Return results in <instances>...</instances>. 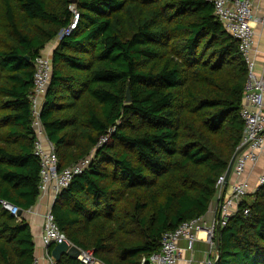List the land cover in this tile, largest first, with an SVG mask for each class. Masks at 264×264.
<instances>
[{"label":"trees","instance_id":"16d2710c","mask_svg":"<svg viewBox=\"0 0 264 264\" xmlns=\"http://www.w3.org/2000/svg\"><path fill=\"white\" fill-rule=\"evenodd\" d=\"M71 5L79 24L59 38ZM56 39L41 120L59 170L94 159L52 213L102 263L150 264L166 232L209 211L242 139L240 43L210 0H0V199L23 212L40 196L35 62ZM254 195L219 228L214 264H264V184ZM35 250L30 224L0 203V264H31Z\"/></svg>","mask_w":264,"mask_h":264},{"label":"built area","instance_id":"2783aa9c","mask_svg":"<svg viewBox=\"0 0 264 264\" xmlns=\"http://www.w3.org/2000/svg\"><path fill=\"white\" fill-rule=\"evenodd\" d=\"M215 7V13L224 24L225 29L240 43L242 55L248 65L249 74L245 84L241 117L244 121L242 139L236 148V158L232 172L226 181V172L216 183V203L214 217L207 221L205 216L197 217L181 223L175 230L163 235L160 252L149 258L150 264H177L182 249L179 241H188L189 249L199 240V234L205 233V240L210 248L206 255L205 263L214 264L217 259V233L220 227L228 224L229 220L239 211L240 206L246 202L245 197L250 192V184L244 178L247 171L255 166L264 155V72L258 75L254 58L255 30L253 23L260 21L254 13V0H210ZM74 16L68 26L59 36L71 34L78 26L80 13L75 5L70 6ZM53 49V48H52ZM54 50V49H53ZM52 53H42L35 62L34 92L32 101V127L36 134L34 152L40 161V196L52 194L55 198L59 193L68 188L73 179L82 174L92 163L94 152L79 162L59 170V158L55 144L49 139L41 120V111L47 89L52 77ZM109 136L102 137L99 145L108 140ZM264 184V173L255 191ZM254 191V192H255ZM2 207L12 215L19 217L21 209L9 201L0 199ZM244 214H249L250 209L243 206ZM43 245L47 249L44 260L35 257L31 264H58L48 248L51 245L68 242L73 243L62 232L50 209L44 217ZM79 260L85 264H104L98 260L92 251L81 249ZM145 261V258H144Z\"/></svg>","mask_w":264,"mask_h":264},{"label":"crops","instance_id":"0c3cea01","mask_svg":"<svg viewBox=\"0 0 264 264\" xmlns=\"http://www.w3.org/2000/svg\"><path fill=\"white\" fill-rule=\"evenodd\" d=\"M254 13L255 16L260 18V21L254 22L253 26L255 30L254 58L256 61V72L258 75H261L264 72V0H254ZM262 168H264V155H262L259 162L255 166L251 167L244 176L250 184L251 192L255 191L257 188V177L259 175V170ZM261 172L263 173L264 169ZM54 201L55 197L52 194L48 193L39 196L36 205L30 210L22 213L23 218L31 226L36 244L35 257L40 260H44L47 256V249L43 245L42 241L45 222L44 217L45 214L52 209ZM215 208L216 203L212 202L209 211L205 215L207 221H211L213 219ZM199 236V240L194 243L192 249L188 248L189 243L187 240L182 239L179 241V247L182 249V255L177 264H206L205 259L210 245L205 240V233L201 232Z\"/></svg>","mask_w":264,"mask_h":264},{"label":"water","instance_id":"95a60500","mask_svg":"<svg viewBox=\"0 0 264 264\" xmlns=\"http://www.w3.org/2000/svg\"><path fill=\"white\" fill-rule=\"evenodd\" d=\"M73 1H75V0H73ZM127 101L128 102L131 101L130 89L127 90ZM235 158H236V152L234 153V155H233V157L229 163L228 169L226 171V181H228L230 178ZM22 213H23V211L21 210L20 215ZM51 254L57 261H60L63 254H68L70 257H72L74 259H79V256L81 255V249L74 244L70 245L68 242L63 241L61 243H57L54 245V248L52 249Z\"/></svg>","mask_w":264,"mask_h":264},{"label":"rangeland","instance_id":"374dc122","mask_svg":"<svg viewBox=\"0 0 264 264\" xmlns=\"http://www.w3.org/2000/svg\"><path fill=\"white\" fill-rule=\"evenodd\" d=\"M58 42H59V39H56V40H54V41H52L51 43H49L47 46H46V48L43 50V53H47V52H50L51 50H52V48H55L56 46H57V44H58ZM264 168H262L261 170H259V175H258V177H257V184H259V182H260V177L263 175V173L261 172L262 170H263ZM254 199H255V195H254V191H252L251 192V190H250V192L246 195V197H245V200L247 201V202H249V203H252L253 201H254Z\"/></svg>","mask_w":264,"mask_h":264}]
</instances>
